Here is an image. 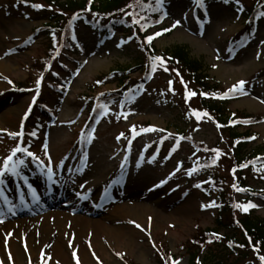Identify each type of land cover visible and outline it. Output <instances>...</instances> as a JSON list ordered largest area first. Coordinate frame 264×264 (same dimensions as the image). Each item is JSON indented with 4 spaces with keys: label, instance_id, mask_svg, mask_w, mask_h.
I'll return each instance as SVG.
<instances>
[{
    "label": "rangeland",
    "instance_id": "1",
    "mask_svg": "<svg viewBox=\"0 0 264 264\" xmlns=\"http://www.w3.org/2000/svg\"><path fill=\"white\" fill-rule=\"evenodd\" d=\"M234 1L245 5V10L264 4L263 0ZM37 6L39 0L27 4L0 0V181L15 179L21 170L34 174L33 164H40L46 171L43 181L47 177L50 183L63 181L70 198L83 193L99 212L59 208L27 218L0 216V264H65L55 255L57 246L63 248L60 254L67 253L66 264H77L74 252L79 264H161L153 242L169 256L176 254L179 264H190L188 253L180 251L182 244L197 236L198 230L215 227L211 179L214 185L217 180L223 183L224 197L244 200L246 192L236 189L233 172L224 162V153L231 155L228 128L200 109L203 95L197 86H191L181 69L160 53L186 48L192 60L201 62L209 80L231 91L213 92L210 97L231 101L228 117L236 119L230 125L241 123L237 131L249 132V148L255 150L264 147V22L254 28L240 8L214 0L199 4L169 0L159 22L147 31L154 37L151 41L161 63L149 66L153 60L122 33L96 36L78 27L73 50L59 56L61 76L50 74L41 83L36 72L47 57L49 21ZM129 68L130 81L124 85L119 71ZM55 80L60 89L51 87ZM241 81L243 89L232 91ZM250 115L255 120L243 119ZM141 126L145 131L139 130ZM88 127L91 135L80 138ZM32 129L37 132L36 143L27 148L36 152L31 156L17 152L5 170V160L21 148L20 141L30 140L27 133ZM16 133L22 135H11ZM183 133L209 151L217 149L215 172L211 158L212 173L195 169L213 153L205 147L196 149L182 139ZM260 168L264 171V159ZM192 176L205 184L196 187ZM93 182L100 185L93 187ZM107 185L110 195H104ZM249 186L264 194V173L249 175ZM247 197L252 206L245 208L264 219V196ZM126 209L140 210L139 215L119 214ZM77 215L119 229V240L97 232L91 224H78L73 221ZM222 233L230 234L229 230ZM83 251L86 254L80 256ZM140 251H144L141 258ZM231 262L227 264H237Z\"/></svg>",
    "mask_w": 264,
    "mask_h": 264
},
{
    "label": "trees",
    "instance_id": "2",
    "mask_svg": "<svg viewBox=\"0 0 264 264\" xmlns=\"http://www.w3.org/2000/svg\"><path fill=\"white\" fill-rule=\"evenodd\" d=\"M23 1L35 3L37 0ZM168 1L67 0L62 2L61 0H39L38 12L48 15L49 22L45 29L47 30L46 38L49 49L47 58L42 61V65L38 66L37 72L43 75L45 69L47 71L52 67V61L60 55V51L68 53L72 50L70 39L73 38V32L78 27L86 28L100 35L121 31L129 39L132 38L147 58L153 60L158 56L159 51L153 41L148 42L147 30L151 27V23L159 20V16L164 12L165 3ZM196 1L200 2V0ZM219 1L241 7L245 11L249 24L253 27L259 22H264V15H262L264 14V4H257L252 9L245 10L246 6L238 1ZM134 21H138V23ZM161 54L163 60L181 69L186 79L191 82V86H197L203 95L199 102L200 109L208 111L219 123L228 128L226 139L230 144L231 155L229 157L225 152L224 162L233 172L236 189L246 192L244 200L230 199L227 195L224 197L223 183L217 180L214 185L211 179L212 192L218 195V200L220 204H224V207L217 215L215 227L198 230L197 236L182 244V250L188 253L190 264H227L231 261H235L237 264H242L245 261H248V264H264V261L261 260V257H264V219L256 217L252 208L246 209L248 206H252V199L248 198V195L261 196L250 188L249 175H257L260 172L259 164L264 159V147L250 149L249 132L239 133L237 131V127L241 123L230 125L236 116L228 117L230 112L228 100L210 97L213 92L226 94L229 91L219 89L218 84L209 80L208 76L204 74L201 62L192 60L186 48L181 46L170 48L168 51H162ZM151 64L149 63V66ZM142 65L143 63L140 66ZM128 72H130V68L127 71H119L124 85L130 81L126 77ZM245 118H249V116L243 117V119ZM188 138L196 148L208 149L193 138ZM209 152L213 153L212 157L203 159L197 165V170L210 172L208 165L211 158V169L216 171L218 159L214 155L218 154V151L215 149ZM217 175L221 176L220 171L217 172ZM201 184L205 183L200 180L198 185L201 187ZM222 230H229L230 234L221 235ZM155 256L161 261V264H173L174 261H177L176 256H169L168 252L162 251L161 248L155 251ZM248 258H251L250 261Z\"/></svg>",
    "mask_w": 264,
    "mask_h": 264
},
{
    "label": "bare ground",
    "instance_id": "3",
    "mask_svg": "<svg viewBox=\"0 0 264 264\" xmlns=\"http://www.w3.org/2000/svg\"><path fill=\"white\" fill-rule=\"evenodd\" d=\"M33 180L35 181L36 184L40 183V181L37 178H35V177H33ZM99 185H100V183H98V182H93L92 183L93 187H97ZM55 192H56V190H55ZM68 196L69 195H64L63 197L62 196H58V198H57L58 201H59L58 203H60L63 200L64 197H68ZM111 198H112V196H109V199H111ZM131 204H133V203H129V206ZM142 205L144 206V204H142ZM65 206H68V208L71 211H77V210L88 211L89 209L92 210V213H95V212L99 211V209L97 208L96 205H93L90 202H86V199L84 198V194L83 193H74L71 196V198L69 200V203L67 205H65ZM98 207H100V206H98ZM148 207L150 208V205ZM148 207L146 206L145 209H147ZM38 208L39 207L35 203L34 199L31 198L30 199V205L27 208L24 209V208L21 207L17 212L13 213V215H14V217H24L25 214H26L27 217H33L34 213L39 214L38 213ZM127 208H129V207H127ZM63 209H65V208L63 207ZM58 211H60V209H56L55 207H49V208H47V211L45 213H54V212H58ZM139 211L140 210L126 209V210H121L120 213L119 212L118 213L119 214L129 213L132 216H135V215L137 216V215H139ZM42 212L43 211L41 210L40 213H42ZM57 216H64V214L59 213ZM81 216L82 215H77L76 219H73V218L72 219H73V221L77 222L80 225L86 226L87 224H91V225L97 227V230H96L97 232H102V231L106 232L109 236H112L113 238H117L119 240L118 237L121 236V233H120L119 229H111V227H105L101 223H98L99 221H92V220L90 221L89 219L81 218ZM64 219L66 220L67 217H65ZM97 223H98V225H97ZM62 249L63 248L61 246H57L55 255H56L57 258L59 257V258L63 259L64 263L66 264L68 262L67 253H65V255L64 254H60L59 250H62ZM143 253H144V251H140L139 252V257L140 258L142 257ZM85 254L86 253L83 251L82 254H80V256H83Z\"/></svg>",
    "mask_w": 264,
    "mask_h": 264
},
{
    "label": "snow or ice",
    "instance_id": "4",
    "mask_svg": "<svg viewBox=\"0 0 264 264\" xmlns=\"http://www.w3.org/2000/svg\"><path fill=\"white\" fill-rule=\"evenodd\" d=\"M37 7H39V6H37ZM262 15H264V14H262ZM135 23H138V21H134ZM174 27H175V25H174ZM165 31H170V29H167V30H165ZM159 35H162V33H156V36H159ZM148 39V42L150 43L151 42V40L152 39H154V37H148L147 38ZM155 69H153V71H154ZM165 71H167V69H165ZM38 83H39V81H38ZM171 83V82H170ZM244 83L245 82H243V81H241V82H239V85L238 86H234V89L232 90V91H235V90H237V88L239 89V90H242L243 89V85H244ZM192 95H195V93H192ZM34 102H35V98H34ZM152 130H155V129H147V131H152ZM133 131H134V129H133ZM35 133H33V135H34ZM11 135H13L14 137L15 136H20V135H22V133H16V134H11ZM88 142L90 143L91 141H90V139L88 140ZM21 151H26L25 149H21V148H17V149H15L13 152H12V154L5 160V162H4V166H5V170H8V164H9V162L10 161H12V158L16 155V153L17 152H21ZM28 155L29 156H31L32 155V153H28ZM153 159H154V157H153ZM18 163H20V164H22L23 163V161L21 160V161H18ZM0 175H3V172H0ZM246 210V209H245ZM0 222H2V220H0ZM132 223H134V222H132ZM137 228H140L141 226L140 225H135ZM141 230H143V229H141ZM70 247H71V244L69 245ZM73 256H74V258H76L77 259V264H79V261H78V258L76 257V253L74 252L73 253ZM261 260L262 261H264V257H261ZM173 264H179V261H174L173 262Z\"/></svg>",
    "mask_w": 264,
    "mask_h": 264
}]
</instances>
